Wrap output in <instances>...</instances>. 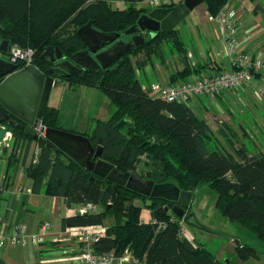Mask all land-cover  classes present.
<instances>
[{"label": "trees", "instance_id": "trees-1", "mask_svg": "<svg viewBox=\"0 0 264 264\" xmlns=\"http://www.w3.org/2000/svg\"><path fill=\"white\" fill-rule=\"evenodd\" d=\"M122 1L123 7L114 8L107 0H0L1 37L9 41V46L33 49L35 67L47 73L53 65L41 59L44 49L57 48L66 59L84 51L77 31L89 22L100 32L125 38L124 32L153 8L140 6L141 0ZM230 1L208 0L207 12L217 16ZM250 2L255 4V14L264 17V0ZM169 43L183 54L178 30L148 34L142 47L133 49L109 69H82L79 74L59 78L71 87L101 89L113 106L107 121L98 120L95 128L83 135L100 151V158L119 173L136 172L142 179L157 184L173 182L186 191L209 188L216 194L215 208L222 216L264 241V153L254 145L250 149L229 131L214 132L192 105L150 97L137 78L136 68L148 66L154 55L166 59L163 46ZM199 70L188 68L171 79L175 82L178 75ZM59 114L48 104L43 124L63 129ZM17 123L19 127H8L14 136L11 148L3 150L7 157L5 183L15 179L20 167L26 165L35 142L25 132V125L19 120ZM60 155L55 148H43L37 159L33 156L26 169L33 182L32 191L61 197L69 208L97 205L96 213L77 214L62 221L64 230L107 226L106 236L96 244L97 253L114 252L120 257L130 249L141 264H223L199 242L180 235V219H172L176 217L171 212L173 202L141 196L109 180L100 185L91 180L99 177L73 161L68 166ZM143 156L149 160L141 163ZM136 200L150 211V222L142 219L143 207L134 204ZM148 200L151 206L146 205ZM236 252L242 261L257 258L259 253L245 244L237 245Z\"/></svg>", "mask_w": 264, "mask_h": 264}, {"label": "crops", "instance_id": "crops-1", "mask_svg": "<svg viewBox=\"0 0 264 264\" xmlns=\"http://www.w3.org/2000/svg\"><path fill=\"white\" fill-rule=\"evenodd\" d=\"M123 6V1L118 0ZM117 1V3H118ZM172 4H179L178 0H172ZM159 2V0H158ZM161 5V3L159 2ZM171 3L162 4L169 5ZM140 6H150L147 0H141ZM230 7L238 13V50L249 52L253 56L264 61V17L262 14H255V4L250 0H231ZM160 7V6H159ZM158 8V7H156ZM189 26L186 29H178L179 35L184 45L183 54H172L167 57L158 67L151 61L149 65L140 69V71L151 72L159 71L161 81L156 76L155 81H148L143 85L144 88L150 87L152 84L168 85L172 83V75L180 74L190 68L191 70H199V73H191L190 75L177 76L175 82L189 80L194 77H202L206 75L219 74L225 70H231V58L227 54V49L223 41V29L216 23L209 20V13L205 4L197 7L186 18ZM185 19V20H186ZM180 25V24H179ZM185 37L186 42L183 41ZM193 40L194 45L187 42ZM181 52V51H180ZM264 76V70L261 71ZM183 78V79H182ZM258 80V76L256 77ZM180 80V81H178ZM173 82V83H175ZM251 89H243L240 91H226L221 96L215 98H203L192 103L194 110L211 126L214 131L215 127L211 125V115L208 112H217L221 126L218 129L229 131L231 136L239 139V137L249 138V130L253 128L249 123L258 120L257 135L264 138V100L257 98ZM218 101V105L216 102ZM212 103V104H211ZM51 106V105H50ZM53 107V106H52ZM207 114H205V111ZM213 112V115H216ZM199 114V113H198ZM242 115V118H241ZM231 120V122H230ZM233 120V121H232ZM235 122V125L234 123ZM240 139V140H242ZM253 143V142H252ZM255 147L264 153V148L257 143H253ZM256 144V145H255ZM262 146V145H261ZM32 150L27 158L26 165L20 167L15 179L5 183L6 192L0 196V216L2 223L0 224V234L8 237L12 229L17 225H25L29 233L40 231V226L44 222H48L49 218L57 220L58 226H52L51 233L59 235L64 231L62 221L64 218L74 216L70 212L72 209L64 203V200L58 196H49L45 194H34L32 191V180L27 176L26 169L35 158ZM38 150V156L40 153ZM36 159V158H35ZM7 167V157L0 156V180L5 182ZM150 220L146 222H150ZM53 224V223H52ZM107 227V226H106ZM49 238L47 242L41 246L29 243L26 247L14 245L6 241L0 249V264H82L73 262L71 258L78 254L79 246L75 241L54 243ZM22 250L21 253L16 249ZM144 264V263H142Z\"/></svg>", "mask_w": 264, "mask_h": 264}, {"label": "water", "instance_id": "water-1", "mask_svg": "<svg viewBox=\"0 0 264 264\" xmlns=\"http://www.w3.org/2000/svg\"><path fill=\"white\" fill-rule=\"evenodd\" d=\"M207 1L183 0L173 8H152L138 19L136 25L124 32L125 40L118 33L100 32L93 27V22H89L77 31L85 45L84 51L66 59L57 48L44 49L41 59L48 64H56L47 73L35 66L19 70L17 64L10 62L6 58L10 43L1 40L0 28V143L8 127H19V120L40 149L55 148L68 166L73 161L85 171L100 177H92L91 180L104 186L102 178H105L141 196L171 201L174 203L171 209L173 214L179 219L183 218L187 225H192V215L185 217L184 209L188 208L193 192L181 190L172 183L157 184L153 180L142 179L136 172L119 173L112 164L100 158V151L83 134L47 128L45 136L39 137L35 127L43 122L51 89L57 85L59 78L79 74L82 69H109L133 49L142 47L146 35L171 33L191 12ZM146 205L151 206L152 201L148 200Z\"/></svg>", "mask_w": 264, "mask_h": 264}, {"label": "built area", "instance_id": "built-area-1", "mask_svg": "<svg viewBox=\"0 0 264 264\" xmlns=\"http://www.w3.org/2000/svg\"><path fill=\"white\" fill-rule=\"evenodd\" d=\"M151 7H159L158 0H147ZM211 22H216L223 29V41L227 49V54L231 58V70H225L219 74L194 77L189 80L169 83L168 85L152 84L150 87L143 89L152 98H158L168 103H184L192 105L203 98H215L221 96L226 91H240L251 89L256 96L264 100V76L261 71L264 70V61L253 56L249 52L238 50V13L233 10L229 3L219 12L217 16H210ZM8 60L25 69L28 66H35V51L31 48H23L19 45L9 47ZM258 76V80L256 77ZM47 127L43 122L38 123L35 127L36 134L44 137ZM13 133L6 129L2 142L0 143V156L3 155L4 149L11 148ZM37 146V145H36ZM39 147H36L35 158L38 157ZM6 192L5 182L0 180V196ZM97 205L89 203L82 205L77 209L70 210L74 215H86L98 212ZM179 219L178 217L172 218ZM2 217L0 216V224ZM180 235L185 237V225L180 220ZM165 224L159 226L165 228ZM52 225L50 222H44L40 226V231L29 233L25 225L15 226L10 235L6 237L0 234V249L6 241L14 245L26 247L29 243L41 246L52 238V242L75 241L79 246L78 254L71 258L73 262L82 264H141V260L133 255L132 250L127 249L124 254L117 257L114 252L99 254L96 251V244L106 236L107 227L105 225H95L86 227L66 228L59 235L51 233ZM190 240V239H189Z\"/></svg>", "mask_w": 264, "mask_h": 264}, {"label": "rangeland", "instance_id": "rangeland-1", "mask_svg": "<svg viewBox=\"0 0 264 264\" xmlns=\"http://www.w3.org/2000/svg\"><path fill=\"white\" fill-rule=\"evenodd\" d=\"M107 1H109V3L114 8L123 7L121 4H119L118 0ZM181 1L182 0H178L177 2L179 3ZM159 2L161 4L173 3L172 0H159ZM145 7L147 9H151L149 6ZM188 26L189 23L187 19L178 25L179 29H186ZM186 39H188V37H185L183 41L186 42ZM1 40H3L2 37ZM172 44L173 43L164 44L163 49L165 58L170 57L173 53L175 55L178 54L176 52L177 49L171 46ZM187 44L194 45L193 40L190 39ZM151 61L156 67L163 63L162 57L160 55H154ZM145 72L146 71H140L139 68H136L137 78L141 81L142 85H146L150 79L151 81H155L156 76L163 84L159 71L152 70L156 76L151 72ZM147 76L149 77V79H147L148 81L146 80ZM215 102L216 105H218V101ZM49 105L59 110L60 126L63 129H66V131L76 134L91 132L95 128L96 122L98 120L107 121L114 110L109 98L105 95V93H103L101 89L91 87H71L68 82L61 79H58L57 85L51 89ZM206 112L208 111H205L204 113L207 114ZM213 112L214 111L211 113V111H209L208 115L210 116V114H212L210 122L211 125L215 127L214 132L218 134L220 132L218 127L221 126V124L219 119H215L219 118L217 116L218 113L214 112L216 115H213ZM258 122V120H255V122L251 121L249 123L251 126H253V128L249 130L250 132H248L250 138L252 139L251 142L249 138L242 139L239 137V139H242V141H244L247 147L250 149L254 147L253 143H257L260 147L264 148V138L260 137L256 133ZM233 123L235 125V122ZM36 145L37 142H34L32 145V154H34ZM148 160L149 159L146 156H143L141 163L147 162ZM169 183L175 184L173 182ZM215 202V192L207 187L199 188L193 192L188 208L184 209L185 217L192 215V225H187L184 219L180 218V220H182L185 225V237L187 239L196 240L199 242L211 253H213L215 257L223 264H264V241L258 240L250 231L243 228V226L235 222H231L222 216L215 208ZM134 204L143 207L142 219L144 221H148L150 218H152L150 211L144 206V203L136 200ZM48 220H50L48 222H50L52 226L54 225V227L59 225L57 220L53 219L52 217ZM239 244L249 245L257 249L259 252L258 257L251 258L247 261L240 260L236 252V247ZM20 248L21 247L16 249V251L19 253L22 252Z\"/></svg>", "mask_w": 264, "mask_h": 264}, {"label": "flooded vegetation", "instance_id": "flooded-vegetation-1", "mask_svg": "<svg viewBox=\"0 0 264 264\" xmlns=\"http://www.w3.org/2000/svg\"><path fill=\"white\" fill-rule=\"evenodd\" d=\"M123 38V37H122ZM124 40H125V38H123ZM6 58H8V55L6 56ZM65 60V59H64ZM62 61V60H61ZM58 62H60V61H58ZM56 64H54L52 67H54ZM100 178V177H99ZM102 180H107V179H105V178H102Z\"/></svg>", "mask_w": 264, "mask_h": 264}]
</instances>
